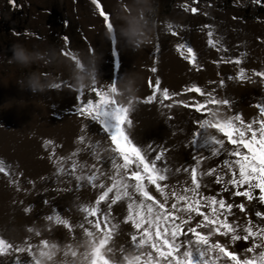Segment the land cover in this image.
Here are the masks:
<instances>
[{
  "label": "snow or ice",
  "instance_id": "6c2138e0",
  "mask_svg": "<svg viewBox=\"0 0 264 264\" xmlns=\"http://www.w3.org/2000/svg\"><path fill=\"white\" fill-rule=\"evenodd\" d=\"M93 3L104 18L107 30L111 31L115 26L114 14L106 12L99 0H93ZM184 10L189 8L185 5ZM190 11L196 13L197 9L193 7ZM166 27L171 30V35L179 34L172 24ZM207 35L211 38L213 33L209 31ZM117 39L111 40L114 47L118 45ZM208 44L217 51H227L226 48H217V41L213 39H209ZM177 50L196 71L202 70L191 46L179 44ZM62 55L68 57L71 53L63 50ZM222 62L239 65L241 59L222 58ZM151 70L156 71L155 68ZM253 77H259L264 85V71L246 74V70L240 68L236 79L255 83ZM116 81L112 80L105 88L97 87L96 83L89 84L87 88L90 94L94 93L95 99L91 95L84 99V88L76 89V114L98 125L102 140L96 143H104L105 151L110 155L105 159L93 151V163H79V167H86L89 171L86 178L89 186L100 190L95 200L78 206L84 214L81 220L70 223L69 217L62 218L56 210L44 217L45 221L67 229L70 239L60 242L47 236L40 238L41 232L29 227L27 231L34 232L39 239L32 241L31 237H26L23 242H12L0 236V258L10 257V264H40L41 257H51L58 245L62 251L56 257L57 264H76L75 253L72 260L67 259L72 246L90 240L95 244L91 251L79 250V255L87 257L89 264H110L113 261L125 264L129 253L134 254L136 264H264V210L255 208V205L264 208V99L252 105L257 109L256 114L245 118L243 112L231 109L234 99L218 97L214 88L205 90L204 86L192 84L187 87V92H194L197 96L185 101L175 99L185 93H170L167 88L161 89L159 80L150 81L153 94L140 98L144 103L155 102L169 108L172 104H164V101L171 100L199 114L192 121L193 129L186 143L190 146L194 163L176 166L171 165L166 156L169 149L153 146L152 142L138 143L128 131L133 123L130 115L133 107L128 106L131 102L125 105L116 99ZM62 87L74 86L61 80L51 88ZM212 105L224 106L231 114L221 115V109L210 107ZM86 127H82V133ZM86 137L87 133L82 134L78 140L84 143ZM220 156L224 159L218 164L198 172L202 161ZM77 167V161L73 160L66 173L63 167L59 172L71 178ZM0 173L10 174L2 166ZM181 173L185 174L184 178L175 179ZM205 177L213 179L207 182ZM169 180L173 182L168 183ZM212 184L219 185L214 193L207 191ZM234 197L243 199L237 202ZM121 201L124 204L122 217L113 212V207ZM101 203L105 204L104 208L100 207ZM253 216L257 219L253 220ZM124 224H131L134 230L128 234L127 241L118 244V230ZM77 229L80 230L78 236L74 231ZM241 241L247 246L237 251L235 245ZM21 254H26L27 259Z\"/></svg>",
  "mask_w": 264,
  "mask_h": 264
},
{
  "label": "rangeland",
  "instance_id": "374dc122",
  "mask_svg": "<svg viewBox=\"0 0 264 264\" xmlns=\"http://www.w3.org/2000/svg\"><path fill=\"white\" fill-rule=\"evenodd\" d=\"M140 1L143 2L145 7L138 9L137 5ZM136 2V4L131 5L129 8L128 2L126 0H116L114 6L111 2L108 3L107 0H99L100 6L103 7L106 12L113 13L115 11V14L119 15L124 11L133 13L134 11L131 9L137 8V11H135L136 19L143 22L146 31H150V40L146 44L142 45L139 49L134 48V46L129 42V39L126 36V32L128 30L123 32L122 36L120 35L119 39L117 40L118 45L114 47L111 43V40L116 37L115 26L111 31H108L105 23V30H107L109 34L110 51L102 56L101 54H97L95 47L90 41L88 35L89 30H94L96 28L91 21L92 18H102L104 20V18L100 15L96 4L93 3V0H14V2H10V0H0V66H4L2 71L3 76L7 77L10 73H12L13 70H15L18 84L22 86L24 85L23 87H25L26 92L30 93L32 97L37 94L42 100L40 103L43 108L46 106V104H54L59 99H61L64 89H67L68 94H70L73 90L76 93V89L84 88V99H87L89 95L95 99L94 93L90 94L89 89L87 88L89 84L96 83L97 87L105 88L112 80L116 79L117 81L115 86L118 89V96L116 99L119 102L127 105L128 101L120 97V90L125 89L132 93L133 86L130 85L126 87L123 84L127 81L129 72L128 68H137V57L135 58V54L137 53L139 55V51L141 50V54L145 56L144 58L150 62V67H147L149 77L145 93L140 96H136L132 93L135 97L132 105L133 110L130 114L133 123L128 131H130L132 136L136 139L135 130L137 127V121L140 119L149 120V117H141L142 114L145 115L143 113L144 111L140 114H135V110L138 108H145L146 112L147 110H151L150 107H154L156 104H159L155 102L144 103L140 99L153 94V88L150 86L149 82L151 81L152 83H155L157 80H159L161 89L167 88L169 89L170 93L172 92L171 88L165 87L163 85L164 74L162 71V66H160L163 55V46H167V49L169 48V50L173 51L176 50L177 52H181L177 50V46L179 44H184L186 47L191 46L193 48L191 37L196 34L201 36L205 52L212 54L216 51L217 55L215 56L214 61H221L219 63H214L213 61V64L218 69L219 73L217 78L213 80L216 83L209 85L214 87L216 90L215 94L218 97L234 99L235 103L231 105V109L238 102L254 103L253 100H249L244 97H230L228 88L230 85L246 86L247 83H250L247 81H240L236 79V77L238 76V70L240 68H244L246 70L245 65L250 64L252 61L250 54L251 44L256 41L262 42L264 44V0H261L260 3H256L255 0H146V2H144V0H138ZM185 5L189 8L188 11L184 10ZM193 7L197 9L196 13H192L190 11V9ZM179 17H183V20H180ZM85 20L88 21L85 22ZM169 23L173 25V28L176 31H178L179 34L177 36L170 34L171 30L166 27ZM209 31L213 33L211 38L207 35ZM209 39L217 41V48H226L227 51H217L208 44ZM150 43L153 45L151 46ZM17 44L22 45L27 55H39L41 57L40 60L32 63L28 67H24L16 63L13 59V46ZM9 46L12 47L11 57H7L4 52ZM63 50H69L71 55L68 57L62 55ZM132 55H134V61L130 62L127 58L132 57ZM222 58L223 60H227L229 58L235 60L236 58H240L241 64L237 65L235 63H224L222 62ZM64 60L69 61V70L63 68L61 69L60 65L64 63ZM76 61H79V63ZM117 65H119V67H117ZM199 65L201 66L202 70L206 69V66L203 63H199ZM190 66L191 69L189 72L201 71H196L192 64H190ZM227 66L228 72L225 74L223 73L224 70L222 68ZM152 68H155L156 71L153 72L151 70ZM110 69H112V72L111 74L107 75L110 73ZM32 73L39 74L42 80L45 82L53 81L56 83L64 80L68 81V83L74 87H62L61 89L49 88L43 92L34 94L27 88L26 85L27 78ZM45 73H47V75H44ZM247 73H251V71L246 70V74ZM81 75L87 77V86L77 88V77ZM229 77H233V79L230 80L228 79ZM174 78L177 81L180 80V77ZM255 78L258 77H253V80ZM221 81H223L222 84ZM262 87L264 88V85H262ZM185 91L187 92V89ZM181 96L182 95L176 98H180ZM32 97H30V99H33ZM24 99L25 98L20 97L17 105L21 106V102L24 101ZM159 99L160 96L157 94V100ZM45 100H47V102ZM167 102L168 101H164V104H167ZM259 102L260 101H257V103ZM221 107L224 108V106ZM56 109V107H52L50 108V111H56ZM172 109L173 105L170 110ZM23 110H25L27 113L26 108ZM67 111L68 110H61L59 115H55L53 113L50 115L52 119L57 120L53 121L51 124H48V128L53 129V143H46V141H48V136L44 133V131H46L47 128L44 129V131H39L38 129L34 130L37 132V135L30 134V131L33 130L27 132L29 137H31V139H29L30 145L25 149V152L22 153L26 159L32 162V164L34 160L31 156H35L36 160L46 161L52 164L55 163L57 167H63L65 172H67L73 160L77 161L78 164L80 162H87L88 164L93 163L95 159V157L91 155L93 151L105 158L103 156L104 152L102 149H99L96 147L97 145L94 144H90L88 148H86L85 154L79 157L77 155H72L74 151L69 147H65V142L62 144L63 147H58L59 134H62L66 139L79 141L78 137L87 133L85 130L84 133H82L81 129L78 130L75 125L71 124L64 129L63 119L67 117ZM16 115L17 114H14L11 115L10 118H6V106L0 104V127L11 129L14 125L18 126L20 124L19 120L21 118H17ZM21 115L22 120L28 128V126L31 124L30 116L27 114ZM163 118L167 121L166 127L170 133L168 135L165 134V144L161 148H167L170 151L171 148H173V144H166L176 141L180 134H184L185 130L171 127L169 123L175 118L172 114L163 115ZM60 127L63 128V131L59 130ZM69 128H76V131L71 132L68 130ZM209 131L212 132L215 130L210 129ZM160 137L161 135L158 134V138ZM138 143L141 142L138 140ZM63 149L64 151L62 152ZM168 152L166 153V156L168 155ZM61 153L62 155H60ZM104 154L108 155V153ZM13 157H16V155L11 154L8 156L7 154L0 153V166L5 167L7 172L10 173L7 175L5 173L0 174L8 176L10 179H12L14 175L13 168H17L19 165L18 161L15 163ZM68 157H72V159L70 160ZM167 158L169 159V157ZM105 167H107L106 164ZM78 171L79 168L77 167L75 173H78ZM56 173L61 172L57 170ZM6 183L11 184L10 182ZM6 183L1 184L2 186H0V198L8 197V193H12V191L15 189L13 186L6 185ZM69 183L74 189H79L82 192L94 190L95 192L90 201L95 200L97 192L100 191L98 189H92L90 186H86L85 183L83 186L80 185V187H77V185H75L72 180L69 181ZM53 187L56 189L54 183ZM77 192L78 191H75V194ZM57 196L65 208L73 210L75 209L76 211V207H74L73 204V195L57 194ZM42 200L43 199H35V206L38 207L39 205L45 204L44 201L42 202ZM118 203L122 204L118 215L123 216V202L121 201ZM48 206L50 207L49 204ZM100 207L104 208L105 204L101 203ZM76 212L78 213V211ZM2 217L3 216L0 215V218ZM46 226L49 227L50 225L46 224ZM20 228L23 229V235L24 233H27L28 228L15 224L14 226L7 228V232L0 231V236H3L9 241L14 242L11 232L14 230H19ZM37 229L41 232L39 226L37 228L35 226L34 231H37ZM133 230L134 229L132 228L131 224L121 225L120 229L118 230L120 233L118 235L119 239L123 240L124 242L127 241L128 234H130ZM63 231H66L64 236L61 240L57 239V241L66 242L70 239L68 231ZM52 232L53 231L48 232V229L45 227L46 235L42 234L41 232L42 235L40 238L47 236L51 239H54L51 237ZM55 233H57V231H55ZM33 239L36 240L39 238L35 237ZM81 245L90 247L91 245L93 246L95 244L90 240H85L83 244H74L71 251L69 252V257L71 258L68 260L73 259L72 256L73 253H75L74 249L79 248ZM83 249H85L84 246L80 249H77L78 251L75 253L74 259L76 264H82L81 259L83 257L79 255V250L83 251ZM54 251H57V253ZM61 251L62 249L57 245L55 250L53 249L54 254L49 258V261L54 263L56 261V257L59 256L58 254ZM133 256V254L129 253V255L125 258L129 259V263L133 261L135 262V259H132ZM110 264H115V262H110Z\"/></svg>",
  "mask_w": 264,
  "mask_h": 264
},
{
  "label": "bare ground",
  "instance_id": "6f19581e",
  "mask_svg": "<svg viewBox=\"0 0 264 264\" xmlns=\"http://www.w3.org/2000/svg\"><path fill=\"white\" fill-rule=\"evenodd\" d=\"M104 1V0H103ZM128 2V7L130 8L131 5L136 4L138 0H126ZM107 2H111L112 5L116 3V0H107ZM116 6V5H115ZM145 5L142 1H140L137 5L138 9L144 8ZM137 8L131 9L134 12H128L124 11L119 14H115V11L113 12L114 18L113 23L115 25L116 30V37L122 36V33L129 30L131 25V22L128 20H131V18H136L135 11H137ZM116 10V9H115ZM225 17V16H224ZM227 17V16H226ZM91 19V18H90ZM89 19V20H90ZM180 20H183V17H179ZM226 19V18H225ZM228 20V19H227ZM88 20H85L87 22ZM92 23L96 27L94 30H89V38L90 41L93 43L95 50L97 54H101L102 56L105 55L107 52L110 51V40H109V34L107 30H105V22L102 18H92ZM88 26V25H87ZM93 28V27H92ZM91 29V28H90ZM257 31V30H256ZM117 39V40H118ZM193 48L196 52L198 62L203 63L206 66L205 70H201L200 72H189L191 69V66L184 58V56L181 54V52H177L176 50H169L167 49V46H163V55L160 66H162V71L164 74V81L163 85L165 87L171 88L172 92H183V94L180 98H175L177 100H188L189 97L197 96L194 92H186V87L191 86L192 84L201 85L204 86L205 90L213 89V86H210L209 81H213L217 78V75L219 73L218 69L213 64V61L215 60V56L217 55V52H213L212 54H208L205 52L203 41L201 36L194 34L191 37ZM175 43V42H172ZM152 46L153 44L150 43ZM151 50V49H150ZM149 51V50H147ZM146 51V52H147ZM124 54V52H123ZM250 54H251V63L245 65L246 70L253 72L254 70L257 71H264V44L262 42H254L251 44L250 47ZM125 55V54H124ZM141 50L139 51V55L136 53L135 58L136 59V67L137 68H128V76L127 81L123 85L128 87L130 85L133 86L132 93L136 96L143 95L147 88V82L149 73L147 72V67H150V62L144 58L145 56H140ZM132 57H128V61H134ZM139 56V57H138ZM145 59V60H144ZM61 66V69L69 70V61L64 60V63ZM227 67L222 68L224 71L223 73L227 74L228 70ZM3 69L4 66H0V104H3L6 106V118H10L11 115L17 114V118H21L19 120V125H14L11 129H5L0 127V153L7 154L10 156L11 154H15L16 157H13L15 163L18 161L19 165L17 168H13V178L10 179L8 176H5L3 174H0V186L1 184H4L6 182H10L11 184H7L8 186H13L16 190L12 191V193H8V197L0 198V215L3 217L0 218V231L1 232H7V228L16 225H22L25 228H33L35 230L39 226L42 234H45V227L48 229V232H52V238L55 240L62 239L66 231L62 225H55L54 223L50 221H45L44 217L48 214H51L53 210L58 211L60 214H62V218L69 217L70 223H75L76 221H79L83 218V213L78 210V206L82 204L88 203L94 194V190L92 191H86L82 192L79 189H74L73 186L69 183V181H73L75 185H82L85 183L86 186H89L87 181V176L89 175V171L87 168H78V173H75L74 176L69 178L65 173H56L57 170L60 168L55 165V163H50L46 161H38L36 160L35 156H31L33 158V164L30 160L26 159L24 154L22 152H25V149L30 145L28 131H30L31 135H37V132L34 131L38 129L39 131H44V133L48 136V141L53 142V129L48 128L49 125L53 121H57L55 119L51 118V114L59 115L61 110L67 111V117L63 119L64 123V129L67 128L70 124L75 125L77 129H82L85 125H87L84 130L87 132V137L84 143H81L80 141H75L72 139H66L63 137L62 134H59L58 136V142L59 146L56 144H53L58 147H63L62 144L64 142L66 143L65 147L71 148L76 155L82 156L85 154L86 148L90 144L97 145L99 149H102L104 153L103 156L105 159L110 155L108 151H105L106 145L104 143L97 144V141L102 140V135L100 134L99 127L94 122L90 121L89 119L81 118L76 114V108L78 106L76 102V93L73 90L70 94H68L67 89H64V93L61 96L62 98L59 99L54 104H46L44 108L41 106L42 100L39 98V96L36 94L32 97L30 93H27L25 90V87L22 85H19L17 82V75L16 71L13 70L12 73H10L7 77L3 76ZM112 69H110L111 74ZM174 77H180V80L177 81ZM255 83H247L246 86L237 85L233 86L230 85L228 88L230 97L233 96H239L244 97L249 100H253L254 103H241L238 102L235 106H233V111H241L244 113L245 118L254 116L257 112V109L255 107H252V105L257 104V101H260L264 99V93H263V87L260 83V78L254 79ZM186 88V89H185ZM20 97L25 98L24 101L21 102V106H18V100ZM32 97L33 99H30ZM198 99H205V97H197ZM46 99V98H44ZM47 102V100H45ZM248 101V100H247ZM167 104H172L173 109L171 107L165 108L163 104H156L154 107H150L151 110H147L145 112V108H138L135 110V114H140L143 112L145 115H141V117L148 116V119H140L137 121V127L135 130V137L138 140L144 144L148 142H152L154 146H158L161 148L165 144V134H169L168 128L166 127L167 121L163 118V115L172 114L175 118L172 122L169 124L171 127L179 128L181 130H185L184 134H180L176 141H173V143H167L166 145L173 144V148L168 152L167 157H169V163L171 165H181V164H192L194 161L192 160L191 156V149L190 146H186L187 140L189 136L191 135L192 129H193V119L199 117V114H197L195 111L185 109L181 105L174 104L173 101H168ZM56 107V111H50V108ZM210 107L213 108H220L221 109V115H228L231 114L230 112H226L223 107L218 105H212ZM27 109V113L23 109ZM19 109V110H18ZM27 114L30 116L31 124L28 126L25 125L24 121L22 120L21 114ZM55 118V117H53ZM154 118V119H153ZM46 123V124H44ZM60 131H63V128L60 127ZM71 132L76 131V128H69L68 129ZM213 134H217L215 131H212ZM158 134L161 135L160 138H158ZM222 138V137H220ZM228 145H226L227 147ZM79 150V151H78ZM64 149L62 150V152ZM208 153L205 152V155ZM62 155V153L60 154ZM155 155V153H153ZM102 157V156H101ZM103 158V157H102ZM224 157H214L211 160H204L201 163L200 169H198V172L203 170L207 167H212L216 164H218L221 160H223ZM91 164V163H90ZM107 166V165H106ZM16 172V173H15ZM184 173H181L180 175L176 176L175 179H183ZM77 177H80L81 179L77 180ZM205 181L211 182L213 179L212 177H205ZM98 182V181H97ZM168 183L173 182L172 180L167 181ZM53 183L56 186V189L53 187ZM219 188V185L212 184L211 188L207 191L214 193ZM153 191V189H150ZM203 190V189H202ZM75 191H78L75 194ZM12 194V195H11ZM57 194H66V195H73L74 196V207L75 209H69L65 208V206L59 201ZM225 196H227V193H224ZM35 199H43V201L47 200L48 204L39 205L38 207L35 206ZM234 200L239 202L243 198L234 197ZM9 200V201H8ZM255 205V202H252ZM120 203H117L113 207V211L118 214L120 208ZM124 205V204H123ZM256 209L264 210L260 205H255ZM25 209H30V211L26 212ZM234 211H236L234 209ZM238 215H243L240 213H237ZM122 216V215H121ZM120 216V217H121ZM199 219V217H197ZM253 220L257 219L254 216L252 217ZM34 223V224H33ZM46 224H49L50 226L47 227ZM7 226V227H6ZM23 229L14 230L11 232V235L13 236L14 242H23L26 237H33L34 233H27L23 235L22 232ZM38 230V229H37ZM57 231V233H55ZM76 232V235H79L80 230H74ZM69 235V234H68ZM22 236V238H21ZM32 238V241H35V239ZM215 239H221L222 237H214ZM116 242L118 244L124 243L123 240L119 239V236L116 237ZM83 244V243H82ZM84 246L85 249H88L91 251V247L93 248L95 245H91L90 247L86 245H81L79 248L74 249L75 253L78 251L77 249H80ZM247 245L244 242H237L235 245L236 250L240 251L244 249ZM55 250V248H54ZM71 251V250H70ZM57 253V251H54ZM61 253V252H60ZM60 253L58 255H60ZM134 255V254H133ZM23 259H27L26 254H21ZM134 257V256H133ZM132 257V259H133ZM49 256L45 255L41 257L40 264H57V261L52 263L49 261ZM71 257H68L69 259ZM56 260V259H55ZM131 260V259H130ZM11 258H0V264H10ZM82 264H89L88 258H82L81 259ZM136 264V261L130 262L129 259L125 258V264Z\"/></svg>",
  "mask_w": 264,
  "mask_h": 264
},
{
  "label": "clouds",
  "instance_id": "9594fccd",
  "mask_svg": "<svg viewBox=\"0 0 264 264\" xmlns=\"http://www.w3.org/2000/svg\"><path fill=\"white\" fill-rule=\"evenodd\" d=\"M146 2V0H144ZM131 27L126 32V36L129 39V42L134 46V48L139 49L142 45L146 44L150 40V31L145 30V25L141 20H137L136 18H131ZM13 59L16 63L21 66L28 67L32 63L39 61L40 56H31L27 55L22 47V45L17 44L13 46ZM55 82L53 81H43L41 76L36 73H32L29 75L26 81L27 88L32 93L43 92L46 89L52 87ZM87 86V77L78 76L76 81V87H86ZM120 97L126 99L128 102V106L131 108L134 100V95L128 92L125 89L120 90Z\"/></svg>",
  "mask_w": 264,
  "mask_h": 264
},
{
  "label": "trees",
  "instance_id": "16d2710c",
  "mask_svg": "<svg viewBox=\"0 0 264 264\" xmlns=\"http://www.w3.org/2000/svg\"><path fill=\"white\" fill-rule=\"evenodd\" d=\"M4 52L7 55V57H11L12 56V47L11 46L7 47Z\"/></svg>",
  "mask_w": 264,
  "mask_h": 264
}]
</instances>
